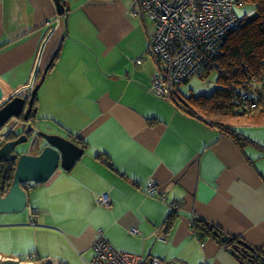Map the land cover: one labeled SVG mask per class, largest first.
Returning <instances> with one entry per match:
<instances>
[{
  "label": "crops",
  "instance_id": "obj_1",
  "mask_svg": "<svg viewBox=\"0 0 264 264\" xmlns=\"http://www.w3.org/2000/svg\"><path fill=\"white\" fill-rule=\"evenodd\" d=\"M134 3L66 0L59 16L53 0H0V76L27 60L41 72L57 51L36 92L34 121L83 149L69 171L27 191L31 214L0 215L17 230L0 257L89 264L103 238L145 260L241 264L229 246L200 238L194 219L264 247V125L233 127L239 147L155 96L152 24L132 13ZM28 85L30 76H18L12 89ZM185 88L183 101L193 91ZM150 181L155 194L146 192ZM101 195L109 206L98 205Z\"/></svg>",
  "mask_w": 264,
  "mask_h": 264
},
{
  "label": "built area",
  "instance_id": "obj_2",
  "mask_svg": "<svg viewBox=\"0 0 264 264\" xmlns=\"http://www.w3.org/2000/svg\"><path fill=\"white\" fill-rule=\"evenodd\" d=\"M239 0H135L132 13L147 18L152 28L148 31V54L155 62L150 91L176 107L182 104L179 89L197 75L211 69L230 30L239 25L242 17L236 14ZM140 60L136 63L140 64ZM264 101V82L240 98L244 109ZM21 124L11 118L0 129V146L4 139ZM148 194L158 189L153 181L146 186ZM98 205L109 206L106 195L97 198ZM177 208V205H173ZM32 214H35L33 211ZM33 225L34 222L30 221ZM133 233H137L134 230ZM93 257L89 264H178L157 258L145 260L140 255L117 251L105 239L93 243ZM35 255L21 259L33 262ZM35 262V261H34Z\"/></svg>",
  "mask_w": 264,
  "mask_h": 264
},
{
  "label": "water",
  "instance_id": "obj_3",
  "mask_svg": "<svg viewBox=\"0 0 264 264\" xmlns=\"http://www.w3.org/2000/svg\"><path fill=\"white\" fill-rule=\"evenodd\" d=\"M53 1L59 16L67 13L66 0ZM47 70L48 66L42 71L36 84L34 82L40 73L38 63L32 67L30 60L22 65L13 66L0 76V129L11 118H21L26 123L23 133L14 134L13 139L7 138L0 146V214H15L25 210L28 205L29 189L47 182L59 168L69 171L83 154V149L72 140L57 133L40 130L35 125L36 109L33 108V100ZM18 76H30V85L17 93H12L14 79ZM25 144L30 153L21 149ZM7 171H10L11 175L7 180V188L2 189L1 181ZM28 185L30 188H26ZM220 239L223 243L232 240L227 235H222ZM227 252L238 254L243 260L241 264L264 262V247L258 251L240 240H237L234 248L230 247ZM0 264L56 263L49 259L26 262L18 258L0 257Z\"/></svg>",
  "mask_w": 264,
  "mask_h": 264
},
{
  "label": "trees",
  "instance_id": "obj_4",
  "mask_svg": "<svg viewBox=\"0 0 264 264\" xmlns=\"http://www.w3.org/2000/svg\"><path fill=\"white\" fill-rule=\"evenodd\" d=\"M239 1L252 2L254 11L242 16L239 25L228 32L224 44L214 57L212 70L217 71L214 90L209 94L188 95L184 101L182 99L179 109L208 126L218 128L222 134L241 147L240 135L235 133L233 127L264 125V101L261 100L254 107L247 109L243 108L240 101L243 94L264 82V0ZM57 53L56 51L51 57L47 65L48 70L57 58ZM209 71L211 69L201 71L197 76L201 78ZM41 75L42 71L38 73L36 80H39ZM179 93L180 95L182 93L180 89ZM36 101L35 96L33 100L35 109ZM10 175L11 172L7 171L2 178V189L7 188ZM192 228L200 238L209 236L220 245L234 248L235 239L223 243L220 239L223 235L220 229L206 221L194 219ZM235 256L243 261L238 254Z\"/></svg>",
  "mask_w": 264,
  "mask_h": 264
},
{
  "label": "rangeland",
  "instance_id": "obj_5",
  "mask_svg": "<svg viewBox=\"0 0 264 264\" xmlns=\"http://www.w3.org/2000/svg\"><path fill=\"white\" fill-rule=\"evenodd\" d=\"M235 11L239 17H242L244 15H249L254 11V5L250 1H244V4L235 6ZM216 77H217V71L211 70V71H209V73L205 74L201 78L198 77L197 75L192 77L188 81V83L183 85V87L186 86L187 91L189 88H192L193 91L191 92V94H193V95H198V94H202V93L209 94L214 90ZM12 93H14V91ZM35 125L38 129L39 128H40V130L42 129L41 124H35ZM47 131H50V129ZM21 149L28 152V153L31 152L30 150H28V147L26 144L24 146H22ZM26 211H27V213H29L31 211V208H29V206H27V208H25V210H23L20 213L7 214V215H14V216L18 217V220H22L21 217L26 214ZM30 214H31V212H30ZM0 215H3V214H0ZM6 222H8V219H6V217H4V216H0V247L3 245L4 238H5V240H7V239L9 240L11 237H13L12 235L17 234L16 229L12 228L11 226L5 225ZM7 243H8V241H7ZM8 245H9V248H12V246H10L11 245L10 243Z\"/></svg>",
  "mask_w": 264,
  "mask_h": 264
},
{
  "label": "flooded vegetation",
  "instance_id": "obj_6",
  "mask_svg": "<svg viewBox=\"0 0 264 264\" xmlns=\"http://www.w3.org/2000/svg\"><path fill=\"white\" fill-rule=\"evenodd\" d=\"M20 120H21V118H19ZM25 128H26V123H24L22 120H21V124L20 125H18L17 127H16V129L14 130V131H12L7 137H6V139L7 138H10V139H13V136H14V134H21V133H23L24 132V130H25ZM6 139H4V142L6 141ZM3 142V143H4ZM2 143V144H3ZM31 185V184H30ZM26 188H30V186L28 185V186H26Z\"/></svg>",
  "mask_w": 264,
  "mask_h": 264
},
{
  "label": "bare ground",
  "instance_id": "obj_7",
  "mask_svg": "<svg viewBox=\"0 0 264 264\" xmlns=\"http://www.w3.org/2000/svg\"><path fill=\"white\" fill-rule=\"evenodd\" d=\"M16 89L14 88V89H12V91L11 92H13V91H15Z\"/></svg>",
  "mask_w": 264,
  "mask_h": 264
}]
</instances>
